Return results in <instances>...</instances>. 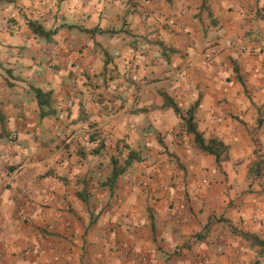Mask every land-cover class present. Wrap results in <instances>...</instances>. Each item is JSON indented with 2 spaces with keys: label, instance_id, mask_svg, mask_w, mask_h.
Here are the masks:
<instances>
[{
  "label": "crops",
  "instance_id": "0c3cea01",
  "mask_svg": "<svg viewBox=\"0 0 264 264\" xmlns=\"http://www.w3.org/2000/svg\"><path fill=\"white\" fill-rule=\"evenodd\" d=\"M0 264H264V0H0Z\"/></svg>",
  "mask_w": 264,
  "mask_h": 264
},
{
  "label": "trees",
  "instance_id": "16d2710c",
  "mask_svg": "<svg viewBox=\"0 0 264 264\" xmlns=\"http://www.w3.org/2000/svg\"><path fill=\"white\" fill-rule=\"evenodd\" d=\"M29 26L34 32H36L37 34L41 36L47 37L52 33L51 31H46L43 27H41V25L33 23V22H29ZM36 95L40 99V97H42L43 94L40 90H37ZM163 98H164L163 105L171 106L176 113H180L181 110L179 106L167 94L164 93ZM197 105H198V101H196L194 104H192L188 108V110L185 113V116L183 117L186 130L189 133H192L194 135V140L201 150L215 155L216 160L219 161L221 158V155H223V152L226 150V147L221 141H218L217 139H211L209 141H206L204 137L202 136V133L197 130L196 123L193 121V118H194L193 114H194V110L196 109ZM134 158H135V155L130 154L125 160V166H127L131 162V160ZM118 172H120L119 169H114L113 176L117 175ZM254 240L255 242L262 243V241L258 240L257 238H254Z\"/></svg>",
  "mask_w": 264,
  "mask_h": 264
},
{
  "label": "built area",
  "instance_id": "2783aa9c",
  "mask_svg": "<svg viewBox=\"0 0 264 264\" xmlns=\"http://www.w3.org/2000/svg\"><path fill=\"white\" fill-rule=\"evenodd\" d=\"M215 48L214 47H210L209 49H208V55L211 57L214 53H215ZM71 102H69V104H70ZM7 143H10V144H12V143H14L15 142V140H16V132H10L9 134H8V136H7Z\"/></svg>",
  "mask_w": 264,
  "mask_h": 264
}]
</instances>
